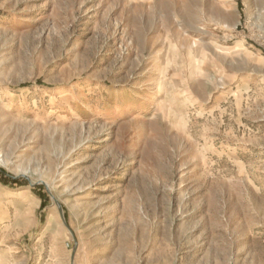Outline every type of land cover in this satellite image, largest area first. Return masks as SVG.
<instances>
[{"label":"rangeland","instance_id":"374dc122","mask_svg":"<svg viewBox=\"0 0 264 264\" xmlns=\"http://www.w3.org/2000/svg\"><path fill=\"white\" fill-rule=\"evenodd\" d=\"M0 264H264V0H0Z\"/></svg>","mask_w":264,"mask_h":264},{"label":"bare ground","instance_id":"6f19581e","mask_svg":"<svg viewBox=\"0 0 264 264\" xmlns=\"http://www.w3.org/2000/svg\"><path fill=\"white\" fill-rule=\"evenodd\" d=\"M28 194V193H27ZM20 195V194H19Z\"/></svg>","mask_w":264,"mask_h":264}]
</instances>
